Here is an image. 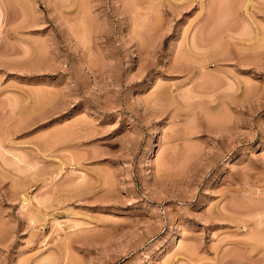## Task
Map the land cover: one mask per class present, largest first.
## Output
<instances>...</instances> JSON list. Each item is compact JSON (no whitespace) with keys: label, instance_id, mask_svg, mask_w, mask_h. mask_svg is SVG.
Segmentation results:
<instances>
[{"label":"rangeland","instance_id":"374dc122","mask_svg":"<svg viewBox=\"0 0 264 264\" xmlns=\"http://www.w3.org/2000/svg\"><path fill=\"white\" fill-rule=\"evenodd\" d=\"M0 264H264V0H0Z\"/></svg>","mask_w":264,"mask_h":264},{"label":"bare ground","instance_id":"6f19581e","mask_svg":"<svg viewBox=\"0 0 264 264\" xmlns=\"http://www.w3.org/2000/svg\"><path fill=\"white\" fill-rule=\"evenodd\" d=\"M219 2V1H218Z\"/></svg>","mask_w":264,"mask_h":264}]
</instances>
